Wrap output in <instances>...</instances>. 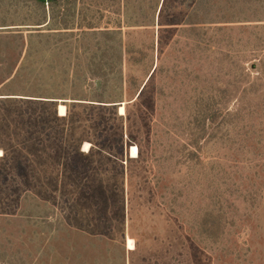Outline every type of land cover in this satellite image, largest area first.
<instances>
[{"label":"rangeland","instance_id":"rangeland-1","mask_svg":"<svg viewBox=\"0 0 264 264\" xmlns=\"http://www.w3.org/2000/svg\"><path fill=\"white\" fill-rule=\"evenodd\" d=\"M0 264H264V0H0Z\"/></svg>","mask_w":264,"mask_h":264},{"label":"trees","instance_id":"trees-1","mask_svg":"<svg viewBox=\"0 0 264 264\" xmlns=\"http://www.w3.org/2000/svg\"><path fill=\"white\" fill-rule=\"evenodd\" d=\"M39 1L42 4V1L41 0H39ZM51 1H52V4H53L54 2H57L58 0H51ZM204 112L206 113L207 111L204 110ZM204 118H208L209 120H211V119L214 118V116L212 114H210L209 112H207V115ZM201 153H202V148L200 146H198V145H195L193 151H188L187 152V157L185 156L184 160H192L193 158H195L196 161L198 163H200L199 166L203 167L205 165V159H204V155L200 157ZM204 168L205 167H203V169Z\"/></svg>","mask_w":264,"mask_h":264},{"label":"bare ground","instance_id":"bare-ground-1","mask_svg":"<svg viewBox=\"0 0 264 264\" xmlns=\"http://www.w3.org/2000/svg\"><path fill=\"white\" fill-rule=\"evenodd\" d=\"M58 114L60 115V116H64L65 114H66V107L64 106V105H62V104H60L59 106H58ZM123 111V107H121V112ZM87 147H88V143L86 142L85 144H84V150H86L87 149ZM131 157H134L135 156V154H136V149H135V147H133L132 149H131ZM126 244H127V248L128 249H133L134 248V240L132 239V238H127V240H126Z\"/></svg>","mask_w":264,"mask_h":264},{"label":"built area","instance_id":"built-area-1","mask_svg":"<svg viewBox=\"0 0 264 264\" xmlns=\"http://www.w3.org/2000/svg\"><path fill=\"white\" fill-rule=\"evenodd\" d=\"M43 7L48 10L50 7H52V1L51 0H41Z\"/></svg>","mask_w":264,"mask_h":264}]
</instances>
